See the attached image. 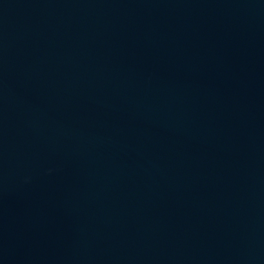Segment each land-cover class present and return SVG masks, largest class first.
<instances>
[{"label":"water","instance_id":"95a60500","mask_svg":"<svg viewBox=\"0 0 264 264\" xmlns=\"http://www.w3.org/2000/svg\"><path fill=\"white\" fill-rule=\"evenodd\" d=\"M0 264H264V0H0Z\"/></svg>","mask_w":264,"mask_h":264}]
</instances>
